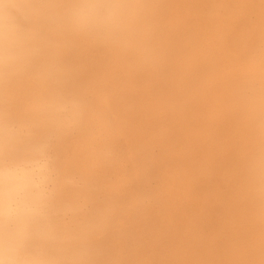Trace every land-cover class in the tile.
I'll return each mask as SVG.
<instances>
[{
	"label": "bare ground",
	"instance_id": "obj_1",
	"mask_svg": "<svg viewBox=\"0 0 264 264\" xmlns=\"http://www.w3.org/2000/svg\"><path fill=\"white\" fill-rule=\"evenodd\" d=\"M262 152L264 0H0L4 264H264Z\"/></svg>",
	"mask_w": 264,
	"mask_h": 264
},
{
	"label": "clouds",
	"instance_id": "obj_2",
	"mask_svg": "<svg viewBox=\"0 0 264 264\" xmlns=\"http://www.w3.org/2000/svg\"><path fill=\"white\" fill-rule=\"evenodd\" d=\"M110 13V6L85 5L77 13V23L85 30L101 28ZM61 112L63 119H71L73 116L70 108L62 109ZM261 160L264 162V152L261 154ZM9 179L11 178L9 177ZM9 254H12L11 249H9ZM0 264H4V261L0 260Z\"/></svg>",
	"mask_w": 264,
	"mask_h": 264
}]
</instances>
